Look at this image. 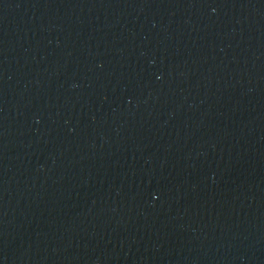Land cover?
Instances as JSON below:
<instances>
[{
  "label": "water",
  "instance_id": "water-1",
  "mask_svg": "<svg viewBox=\"0 0 264 264\" xmlns=\"http://www.w3.org/2000/svg\"><path fill=\"white\" fill-rule=\"evenodd\" d=\"M0 264H264V0H0Z\"/></svg>",
  "mask_w": 264,
  "mask_h": 264
}]
</instances>
